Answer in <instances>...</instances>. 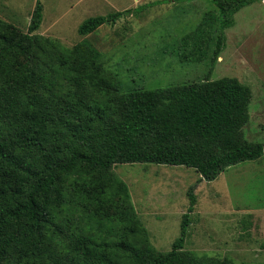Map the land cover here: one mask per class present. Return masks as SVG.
<instances>
[{"label": "trees", "instance_id": "obj_1", "mask_svg": "<svg viewBox=\"0 0 264 264\" xmlns=\"http://www.w3.org/2000/svg\"><path fill=\"white\" fill-rule=\"evenodd\" d=\"M178 1L194 0H168ZM206 1L216 14L205 12L180 38V62L202 61L214 38L212 66L234 14L258 0ZM163 2L86 18L76 33ZM40 23L38 1L24 34L0 21V264H233L182 250L192 187L178 237L156 252L110 169L183 166L211 182L257 160L264 141L248 142L241 131L249 90L224 78L120 93L94 48L81 41L67 49L38 36Z\"/></svg>", "mask_w": 264, "mask_h": 264}, {"label": "rangeland", "instance_id": "obj_2", "mask_svg": "<svg viewBox=\"0 0 264 264\" xmlns=\"http://www.w3.org/2000/svg\"><path fill=\"white\" fill-rule=\"evenodd\" d=\"M36 1L41 23L35 34L67 49L86 41L97 51L101 67L115 76L120 93L235 79L250 95L242 136L248 142L264 141V0L234 14L212 66L214 38L202 61L179 60L180 38L194 30L205 12L216 14L206 0H0V21L24 34ZM159 1L164 2L114 25L103 24L84 36L76 33L86 18ZM110 174L124 185L135 219L156 252H167L178 237L185 193L192 187L195 205L182 250L233 264H264V154L226 168L211 182L183 166L120 164Z\"/></svg>", "mask_w": 264, "mask_h": 264}]
</instances>
